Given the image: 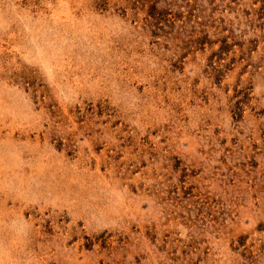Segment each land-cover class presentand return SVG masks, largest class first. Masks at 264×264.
Masks as SVG:
<instances>
[{
    "label": "rangeland",
    "instance_id": "obj_1",
    "mask_svg": "<svg viewBox=\"0 0 264 264\" xmlns=\"http://www.w3.org/2000/svg\"><path fill=\"white\" fill-rule=\"evenodd\" d=\"M0 264H264V0H0Z\"/></svg>",
    "mask_w": 264,
    "mask_h": 264
}]
</instances>
